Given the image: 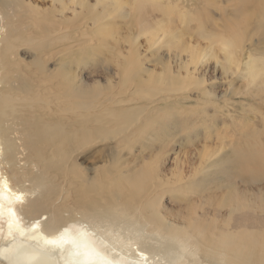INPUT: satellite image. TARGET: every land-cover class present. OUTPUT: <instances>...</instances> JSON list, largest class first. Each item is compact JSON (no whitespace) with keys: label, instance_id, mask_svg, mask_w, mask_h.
<instances>
[{"label":"rangeland","instance_id":"374dc122","mask_svg":"<svg viewBox=\"0 0 264 264\" xmlns=\"http://www.w3.org/2000/svg\"><path fill=\"white\" fill-rule=\"evenodd\" d=\"M10 1L0 16V37L7 32L19 37L13 48L0 49L5 55L0 93L6 97L8 125L26 121L27 129L32 125L39 131L41 125L58 124L74 134L81 126L97 127L96 121L81 125L77 117L84 118L88 110L103 112L94 109L100 102L108 114L131 118L146 105L141 119L150 116L122 141L87 144L75 155L81 178L47 170L49 203L58 204L65 219L113 227L114 238L121 231L127 235L144 223L137 200L148 197L149 242L176 258L182 240L190 237L183 223L190 212H205L202 219L216 223L264 218V167L244 174L237 161L248 150L264 153V0H148L141 20L133 0H80L81 6L73 0ZM113 2L124 6L113 9ZM51 30L60 36L54 38ZM225 42L232 43L234 64L225 60ZM124 51L129 70H137L143 80L159 77L188 87L138 94L135 81L121 83L122 69L116 74L117 54ZM62 67L68 72L62 73ZM72 88L97 97L70 117L64 112L75 99ZM112 95L122 101H104ZM112 124L108 117L102 125ZM64 140L52 136L32 144L50 152ZM61 154L45 152L38 165L46 168ZM113 160L128 177L118 175L119 168L112 176L105 169L95 171L97 166L110 169ZM84 181L97 184L85 189ZM135 183L142 189L128 195L129 184ZM118 186L125 192L117 195L122 198L117 206L104 191ZM238 196L247 204L240 210L233 206ZM215 208L220 213H209Z\"/></svg>","mask_w":264,"mask_h":264},{"label":"bare ground","instance_id":"6f19581e","mask_svg":"<svg viewBox=\"0 0 264 264\" xmlns=\"http://www.w3.org/2000/svg\"><path fill=\"white\" fill-rule=\"evenodd\" d=\"M73 1L78 3L76 5L80 4L81 6L83 4L80 0ZM133 1L136 5V17L141 20L145 14L147 2L150 1ZM7 2L11 3L10 0H0L1 17V13L5 14L4 12L8 8ZM113 3V9L124 6L118 2ZM50 25L53 26L52 23ZM50 33L54 34V38L60 36L56 34L55 30H51ZM235 35H237L236 32L233 33V36ZM18 39L17 35L7 32L4 37H0V49L13 48V43ZM231 44V42L223 44L226 53L225 60L229 64L232 62L234 64L237 59H235V53L229 50ZM124 52L117 54L116 74L118 70L122 69L119 74L121 83L135 81V91L138 94L146 95L149 93L151 96L153 95L151 92L183 91L188 87L187 83L182 84L169 78L167 80L150 77L143 80L138 75L137 70L133 68L131 71L129 70L130 56L128 57L127 52ZM3 57L5 55L2 52L0 53V61ZM40 67L42 69V63ZM60 71L62 73L68 72L63 67ZM192 84L189 83V85ZM197 84L199 85V83ZM155 87H159V89L156 91ZM70 93L75 99L67 103L70 109L65 110L64 113L68 115L76 112V108L88 109L92 105V102L89 101L97 97L96 93H80L73 88L70 89ZM3 98L6 97L0 93V264H264V218L248 220L241 217L239 221L226 220L221 223L218 222V225L214 218L209 221L203 220L202 216L205 215V212L202 210V216H195L193 212H190L183 221L184 230L190 236L188 237L190 240H182L179 256L174 258L161 249L159 244L152 245L149 242L147 228L152 223L149 222L148 217V213L150 214L148 197L143 201L141 198L137 200L141 202L139 213L144 219V223L137 224L133 231L127 235L121 231L115 238L112 235L113 227L106 225L104 227L102 223L96 221L92 223V221L65 219L66 215L60 211L59 207H56L58 204L49 203L51 200H49V190L46 183L47 170L53 167L55 168L54 171H62L64 174H73L76 178H81L84 173L75 155L83 151L85 146L91 144L92 141L110 139L122 141L131 133L133 126L137 127L140 123L150 122L148 114L141 119V115L146 111V105L139 106L140 111L135 118H131L124 113L108 114L110 110L103 105V102H100L94 109L95 111L104 110L103 112L93 114L88 110L85 112L84 118L77 117L78 120H81V125L85 123L84 120L96 121L97 127L86 129L85 126H81L77 133L73 134L67 126L58 124L41 125L43 129H39V131H36L38 127L32 125H28V130L26 121H21L19 127L8 125V120L5 119L7 113L4 112L6 104ZM104 101L119 103L122 99L112 95L105 97ZM108 117L113 122L111 127L102 125L104 119ZM122 131L125 133L117 135ZM52 136L55 139L58 137L65 138L61 148L51 149L48 152V150L45 151L44 147L32 144L34 140H46ZM61 150L62 154L59 157H63L59 159L57 157L43 169L38 165V162H42L44 157L46 159L45 152L56 157ZM237 161L242 173L254 171L257 174L259 173L258 170L264 167V153L257 149L248 150L247 153H242ZM120 166L113 160L110 169L97 166L95 171L105 169V172L112 176L117 174L119 168L118 175L128 177V174H120L122 172ZM243 180L245 181V179ZM84 182L86 183L85 189L94 188L97 184V181L94 183ZM62 187L63 185L60 186V188ZM141 189L140 183L129 184L126 192L129 195L130 192L137 193ZM104 192L113 195L117 206L122 205V198L118 199L117 197L118 194L125 192L121 186H118L116 191L112 188L111 191ZM131 195L136 196V194ZM60 199L58 197V200ZM107 199V197L103 198L104 201ZM233 206L240 210L245 208L247 204L238 196V198H234ZM217 209L215 208L209 213L215 215L219 212ZM261 209L264 211V208ZM62 220L65 221L61 223ZM139 228L140 234L137 233Z\"/></svg>","mask_w":264,"mask_h":264}]
</instances>
